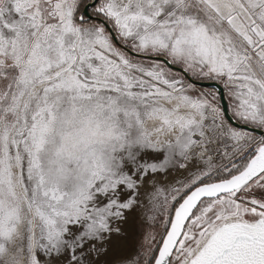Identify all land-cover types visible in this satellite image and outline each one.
Listing matches in <instances>:
<instances>
[{
	"label": "snow or ice",
	"instance_id": "snow-or-ice-1",
	"mask_svg": "<svg viewBox=\"0 0 264 264\" xmlns=\"http://www.w3.org/2000/svg\"><path fill=\"white\" fill-rule=\"evenodd\" d=\"M0 264H264V0H0Z\"/></svg>",
	"mask_w": 264,
	"mask_h": 264
}]
</instances>
